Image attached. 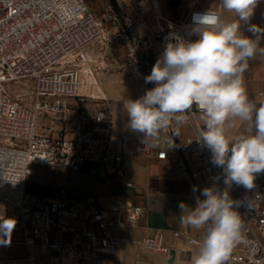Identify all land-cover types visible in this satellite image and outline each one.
I'll list each match as a JSON object with an SVG mask.
<instances>
[{"label":"built area","instance_id":"2783aa9c","mask_svg":"<svg viewBox=\"0 0 264 264\" xmlns=\"http://www.w3.org/2000/svg\"><path fill=\"white\" fill-rule=\"evenodd\" d=\"M207 11L220 15L218 9L192 8L182 20H174L157 12V31L143 35L131 27L129 16L122 32L111 34L85 0H0V218L16 220L18 237L11 244L21 249L20 254L0 256V264H107L123 244L145 254L172 252L176 258L185 251L174 248L172 240L183 238L199 246L186 233L149 228L143 222L146 209L124 200L104 207L92 195L70 199L59 192L53 199L28 201L24 191L36 168L79 171L99 162L109 174L123 178L122 160L130 141L138 156L165 161L173 153L172 161L188 177L196 201L203 199L204 188L223 191V169L197 141L204 130L199 118L206 115L195 105L175 114L156 138L123 137L112 148L111 113L106 108L91 112L88 103L94 106L101 98L81 94L83 86L96 84L99 72H116L146 91L154 88L145 77L166 44L175 38L195 41L193 15ZM116 38L124 52L110 57ZM15 88H30L29 105L14 95ZM179 127L189 135L182 137ZM229 194L241 202L242 239L226 264H264V173L256 176L253 189L233 184ZM126 231L145 233H120Z\"/></svg>","mask_w":264,"mask_h":264},{"label":"clouds","instance_id":"9594fccd","mask_svg":"<svg viewBox=\"0 0 264 264\" xmlns=\"http://www.w3.org/2000/svg\"><path fill=\"white\" fill-rule=\"evenodd\" d=\"M258 0H220V6L236 19L225 22L220 15L207 11L193 15V34L188 41L175 38L145 77L155 87L125 108L129 128L142 133L145 140L156 138L169 126L177 113L195 105L207 117L198 142L211 150L212 163L223 169L225 189L204 188L195 207L179 204L180 223L194 230H204L191 264H226L241 241L242 218L237 208L240 201L230 197L233 184L246 190L254 188L256 176L264 173V103L257 106L244 88L243 74L260 48L264 29L251 25L255 38L240 31V22L253 15ZM227 118L251 125V134L229 140L224 132ZM250 203V201H249ZM14 218H0V243H11ZM6 237V239H5Z\"/></svg>","mask_w":264,"mask_h":264},{"label":"crops","instance_id":"0c3cea01","mask_svg":"<svg viewBox=\"0 0 264 264\" xmlns=\"http://www.w3.org/2000/svg\"><path fill=\"white\" fill-rule=\"evenodd\" d=\"M143 1L137 3V6L150 10L152 8V5H149L151 0ZM174 1V4L167 5L165 0H156L155 13L160 12L168 16L171 12L176 18L182 17L183 19L192 8L218 9L225 22H232L236 19L233 13H228L222 9L220 0ZM165 10H168L169 13H165ZM152 21H154L153 18ZM251 25L264 29V0H258L249 21L240 22L242 34L246 37L255 38L253 35H247ZM142 31L141 35L155 33L157 28L156 25H153L152 30L144 28ZM259 47L264 48V36H261ZM123 52L124 47L122 46L121 50H116L117 54L113 53L111 44L110 57H118ZM92 54L94 58H98L96 53L92 52ZM257 62L259 65L256 67L257 70L252 73V80L259 82L260 90L264 91V55L257 54L249 61L248 66L253 67V64ZM95 83L94 86H90V90L87 89L88 86H83L81 94L101 98L102 101L97 102L94 106L88 103L91 112L106 108L111 113L115 125L112 134V148L120 146L123 137L128 139L144 138L142 133L133 132L129 128V118L125 105L128 100H135L145 95L146 88L135 80L121 78L116 72H99L95 77ZM244 88L249 99L257 106L264 103V97L259 96V93L254 95L252 90L247 89L246 84ZM72 104L76 107L74 102ZM227 120L228 125L233 126V135L228 138L229 140H236L244 134H251L250 124L239 119L227 118ZM178 129L182 137L189 135L187 128L179 127ZM160 133L159 131L157 136ZM125 148L126 154L122 160L123 178L109 174L99 162L87 163L79 171L65 170L59 167L36 168L26 180L24 192L27 200L53 199L59 192L70 199H81L92 195L97 203L104 207L109 206L115 199L124 200L146 209L143 222L149 228L177 230L201 241L204 230H194L180 223L179 204L184 202L189 207H195L196 200L188 177L179 173L172 161L175 155L170 152L169 157L172 159L159 161L154 158L135 155L131 141L126 143ZM138 232L140 236L145 233L143 231ZM120 233L128 235L126 232ZM130 234L134 235L133 232ZM172 243L174 248L184 250L185 253L175 258L172 252L166 255L145 254L134 245L123 246L118 250L115 258L109 260L107 264H191L198 246L186 244L183 238L172 240Z\"/></svg>","mask_w":264,"mask_h":264},{"label":"rangeland","instance_id":"374dc122","mask_svg":"<svg viewBox=\"0 0 264 264\" xmlns=\"http://www.w3.org/2000/svg\"><path fill=\"white\" fill-rule=\"evenodd\" d=\"M167 5H172L175 3L174 0H165ZM182 2V0H179V2ZM91 11L101 20H103V24L105 26V29L110 31L111 34H115L116 32L120 33L122 32V29L125 27V19L128 18L129 16L132 18V21L130 23L131 27L135 28V30H138L140 33H143L142 29L144 28H149L153 29V25L155 24V8L154 5L156 4V0H151L149 5H152V8L150 10H146L142 7H138L137 3H142L144 2L143 0H85ZM172 11V10H171ZM165 13H169L168 10H165ZM165 15V14H164ZM168 17L172 19H177L181 20L182 17L176 18V16L170 12ZM152 18L154 21H152ZM136 22H135V21ZM149 20V21H148ZM248 36H252L253 33L251 31H248ZM191 36L197 40L199 37L193 32H191ZM123 44L119 39H114L112 41V48H113V53H116V50H121ZM259 63L253 64V67L248 66L246 71L243 74V80H244V85L246 84L247 89H250L254 92V95L258 93H262L264 91L260 90V87L258 85L259 82L253 81L252 80V73L257 70L256 67H258ZM90 90V86L88 85V88ZM14 95L22 100L23 103L29 105L30 103V96H31V90L30 88L28 89H13ZM207 117H201L199 118V122L204 125L205 127V121ZM228 120L226 119L224 123V132L229 138L230 136L233 135V126L230 127L228 125ZM247 135V134H244ZM242 135V136H244ZM16 227V225H15ZM134 233V235L130 234L132 237H138L140 236V233L138 231H126V233ZM130 236V237H131ZM17 233L15 231V228L12 232L11 235V242L16 241L17 239ZM6 239V237H5ZM132 246V245H126L123 244L120 246ZM237 247V246H235ZM119 248V249H120ZM21 249L18 247L16 244H8L5 245L3 243H0V256H11V255H16L20 254Z\"/></svg>","mask_w":264,"mask_h":264}]
</instances>
